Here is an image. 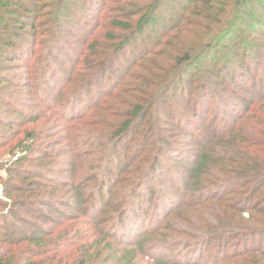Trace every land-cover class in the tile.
Returning <instances> with one entry per match:
<instances>
[{"label":"rangeland","instance_id":"1","mask_svg":"<svg viewBox=\"0 0 264 264\" xmlns=\"http://www.w3.org/2000/svg\"><path fill=\"white\" fill-rule=\"evenodd\" d=\"M154 1H12L31 9L27 17L0 8V36L27 24L26 38L15 39L28 50L10 67L0 58V80L9 79L0 85L9 102L0 98V210L12 209L18 228L10 243L0 234L2 264H224L232 247L243 249L228 224L249 213L229 208L237 189L226 190L225 179L264 154L226 159L233 143L264 139V0L160 1L103 77L93 80L91 66L93 83L80 92L74 77L98 60L96 47L146 20ZM179 68L177 86L154 92ZM135 86L155 87L152 106L135 133L114 138L98 107L126 108L124 90L143 97ZM201 153L208 162L191 178ZM253 213L263 225L264 214ZM254 239L249 246L264 235Z\"/></svg>","mask_w":264,"mask_h":264},{"label":"trees","instance_id":"2","mask_svg":"<svg viewBox=\"0 0 264 264\" xmlns=\"http://www.w3.org/2000/svg\"><path fill=\"white\" fill-rule=\"evenodd\" d=\"M12 1H22V0H0V8L1 9H5V10H11V12H13V10H15V13H18V11L24 13L26 15V17L31 13V9L29 7H25L22 4H19L18 6H14V5H10ZM160 1L163 0H157L154 1L152 5H149L148 9H146L147 13L146 15L144 14V18L142 19L137 25L136 27L130 29V31L128 33H125L122 37H120L119 39L116 37H113L109 40H113L110 41V43H104V45L99 47H96L98 51L102 50L101 55H99L98 60L92 62L93 65L90 63V65L88 67H85V69L79 71L76 76L74 77L75 79H77V84H78V88L81 91L89 88L92 83L93 80L95 79H99L101 77H103L108 68L110 67L112 58L115 57V52L116 50H120L124 44H126L129 40H133L134 38H136L139 33L147 27L148 23L150 22L151 18H153V15L155 13V11L157 9L160 8L161 4ZM205 1V0H203ZM206 2V1H205ZM204 3V2H203ZM145 10V9H144ZM19 14V13H18ZM145 20V21H144ZM3 26L5 27V29L7 30V24L6 22H3ZM27 26V24H26ZM25 25H21V29L18 31L21 36H23V38H26L27 36V32L25 31L26 28ZM29 26L32 28L33 23L29 24ZM116 29H120V30H124L122 27H119V25H117L115 27ZM2 30L4 31V28H2ZM8 34L11 33V31H6ZM19 33H16L15 36H13V38L10 39H5L4 37L0 36V58H3L4 60H6V65H3L5 67H10L9 63L11 61H17V60H22L28 53H27V49L25 47V45L22 43H17L16 41V37L20 36ZM14 35V32L11 33ZM113 42V43H112ZM117 42V43H116ZM91 45V44H90ZM89 45V47H90ZM25 47V48H24ZM198 51V50H197ZM95 52H97L96 50L94 51V55ZM99 54V53H98ZM109 58V59H108ZM193 59L190 58L189 55H185L183 57V60H181V62H187L189 64H191L190 62H192ZM108 61V63L105 62ZM2 66V67H3ZM91 66H95L96 68L98 67V74L96 75V77H94L93 80H87V77H90V69ZM181 68L179 69H175L171 72V74H169L168 76H166L163 80L160 86H155L157 91H154L156 89H151L149 88V90L146 89H139L137 86L134 87V91L135 93L139 92L143 94V97L141 98H137L136 96H133L131 94H129L130 92L127 90L123 91V95H127L129 96V101L128 103L125 104L126 108L121 109L118 107V105H115V107H111L108 105H100L98 107V110L105 113V115L107 114V118H109L111 120L110 125H106V126H110L113 128L112 132H111V136L114 138H117L118 136H123V134H131V133H135V131L138 129V125L142 122V120L146 117L147 113L149 112L150 108H151V101L149 100H153L155 94H152L153 91L154 92H164L166 93L167 91H169L172 87L177 86L178 82L180 81L181 77L179 75ZM1 77V76H0ZM73 79V80H75ZM83 82V80H85ZM72 80V79H71ZM9 82V79H1L0 80V85H6ZM160 87V90H159ZM130 90V89H128ZM80 92H76L74 95L80 94ZM198 91L191 90L190 92V96H188L187 98L190 99L192 97H194V94H197ZM134 94V93H133ZM193 95V96H192ZM115 98L118 99V95L114 96ZM1 101L4 102L5 104L9 102L7 99L3 98L2 96H0ZM148 98V99H147ZM6 100V101H3ZM70 99H68L67 101L69 102ZM122 104V103H121ZM120 104V105H121ZM120 109V110H119ZM205 110V108H204ZM114 116V119L110 116ZM116 118H121V119H116ZM104 121L100 120V123H103ZM16 123V122H15ZM15 123H11L10 126H14ZM260 125V124H259ZM250 135H252L250 133ZM255 136V135H254ZM243 142H245L244 144H235L233 143L231 148V155L234 154L235 156H238L239 158L236 159H232L231 155L229 157H227L226 160L229 161H233L234 163H240L244 161V156L247 159H252L254 160L255 158H258V154L263 153L264 154V139L259 138L258 141H253L252 139H244ZM227 148V147H225ZM233 148V149H232ZM243 149V150H242ZM208 162V157L206 156V153H201L196 162L192 165L194 168L197 165L200 164H204ZM260 164V163H259ZM252 165V164H251ZM234 169L231 170V167L229 169V173L232 175H230L229 177H227L225 180L228 182V185L226 187V190H234L237 189V192L233 193L232 196L233 197H229V203H234L232 204L229 208L233 209L235 208L236 211L238 213H244L246 211H248V218L244 219L243 222L238 226V225H234L233 223V219L232 221H230L228 224V226L232 227L233 229H231V231H229V239H238V238H242L244 240H246L244 242V247L243 249L239 250L238 246H234L232 247L231 250V254L229 256H225L223 260L224 264H264V242H258V243H253L252 245H248L249 240H255L254 238H256L257 236L260 235H264V224L263 225H256L255 223L257 222V217L256 214L253 212H258L260 214H264V162H261L260 165H255V166H247L244 170L242 169L240 172L236 169L237 167H233ZM196 174H198V170L197 168H195L192 173H191V178L194 176H196ZM239 190V192H238ZM238 198H240L238 200ZM219 200L224 201L223 198L221 197ZM239 201V202H238ZM28 202V201H27ZM243 204V206L245 207H241L239 206L240 204ZM28 204H30L29 202L26 205H23L24 207H26ZM43 206H48L46 204L42 205ZM247 206H249V209L247 210ZM238 207V208H237ZM5 212V213H4ZM11 212V213H10ZM13 210L10 208H5V209H1L0 210V215L5 214L8 218L7 221H1L0 219V234L2 232V236L3 238H5L4 240L7 243H10V241L12 240V231H17L18 228L17 223L15 221H13V217L10 214H13ZM1 218V217H0ZM24 223L23 220H21V224ZM16 227V228H14ZM212 232L211 234V240H214L215 237V231H210ZM37 241V240H35ZM217 252H221V245L219 244L216 248ZM228 251V250H226ZM37 256V255H35ZM5 258V257H4ZM49 260V259H48ZM47 260V261H48ZM60 260V261H59ZM61 259L59 257L58 261L56 264H67L66 262H64V260ZM218 261V260H217ZM219 262V261H218ZM3 261L0 262V264H2ZM19 264V263H18ZM24 264H44V261H40L39 263H36V261H33L31 259H25Z\"/></svg>","mask_w":264,"mask_h":264}]
</instances>
